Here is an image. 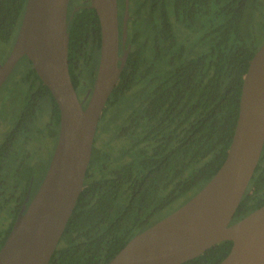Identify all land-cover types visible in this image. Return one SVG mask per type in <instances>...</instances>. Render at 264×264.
Returning a JSON list of instances; mask_svg holds the SVG:
<instances>
[{"label": "trees", "instance_id": "obj_1", "mask_svg": "<svg viewBox=\"0 0 264 264\" xmlns=\"http://www.w3.org/2000/svg\"><path fill=\"white\" fill-rule=\"evenodd\" d=\"M25 4L0 0V43L13 44ZM134 6L127 40L132 49L101 116L105 124L108 106L120 113L126 145L109 152L94 138L83 188L48 264H106L135 233L197 192L222 164L232 139L243 75L264 40L256 27H264V0H135ZM67 24L69 72L77 88L86 72L76 64L98 63L100 25L89 5L74 10ZM179 26L191 31L186 41L178 37ZM140 33L153 45L141 47ZM25 69L27 124L42 95L52 103V123L59 124L48 87L32 65ZM89 74L94 80L96 72ZM33 79L41 95L29 94ZM28 172L21 170L22 176ZM262 204L264 144L232 221ZM231 245L222 240L180 264H218Z\"/></svg>", "mask_w": 264, "mask_h": 264}, {"label": "water", "instance_id": "obj_2", "mask_svg": "<svg viewBox=\"0 0 264 264\" xmlns=\"http://www.w3.org/2000/svg\"><path fill=\"white\" fill-rule=\"evenodd\" d=\"M68 1L26 0L11 51L0 62L1 85L26 55L54 97L60 119L44 177L1 245L0 264H48L83 188L98 121L126 58L118 56L117 0H90L100 25V51L84 106L68 68ZM263 144L264 40L243 75L234 132L220 167L185 202L135 233L106 264H180L222 240L232 245L218 264H264V204L232 221Z\"/></svg>", "mask_w": 264, "mask_h": 264}, {"label": "flooded vegetation", "instance_id": "obj_3", "mask_svg": "<svg viewBox=\"0 0 264 264\" xmlns=\"http://www.w3.org/2000/svg\"><path fill=\"white\" fill-rule=\"evenodd\" d=\"M89 4H90V0H69L68 6H67V18L70 17V14L74 10L78 9L80 6L89 5ZM134 5H135V0H127L126 37L123 41L122 40V23H123V18L125 17L126 1L117 0V18H118V32H119L118 56L122 57L124 54H126V58L124 60L122 68L124 67L126 59L129 55V51L132 49L131 42L129 44L127 40L130 34L128 20H129L130 12L135 7ZM139 40H140L141 47H150L153 45L151 38L150 37L148 38L144 34H141V33L139 34L138 41ZM133 45L135 49L140 47V46H137L135 43H133ZM12 46L13 44L11 45V48ZM21 60L26 61V65H27V62H28V65H32L26 55H23L17 61L16 64H18V62ZM97 66H98V63L95 66L94 61H89L85 63V61L81 60L80 62L76 64V69L81 70L83 68L84 69L83 72H96ZM68 68H69V53H68ZM11 73L12 72H10V74ZM26 73L27 72H20L18 73V76L16 75V77H13L14 75L13 73V75L11 74L12 76H10V78H9V75H10L9 74L0 85V108L6 109L7 107H9L8 108L9 112H7V114L2 115L0 111V238L6 234V231L9 228L13 220L11 224V227H12L16 217L22 211L23 206L28 205V203L30 202L31 198L33 197V195L35 194V192L37 191L40 185L39 184L38 186H36V188L32 189V185L35 180V174L33 173L30 165L33 162V159L35 158V155L41 146L40 143L37 142V140L34 138L36 137V135L39 136L38 134L40 133L47 132L53 139L52 146L55 149L56 142L58 139V133H59L60 119H59V124L52 123V119H53L52 103L50 102L49 97L46 96L47 99H44L45 98L44 95H42V97L39 96L36 99V102L39 101L40 105L34 109L32 119L27 124L28 118H26V116H27L28 107H27L26 101L28 98V90L30 88V82L25 78ZM39 79L41 80L40 77ZM90 79H92V77H90ZM37 81L38 79L36 80L33 79V82H31L32 91L29 92L30 95H33V94L41 95V88ZM9 83L11 84V86L9 85L8 87L12 88L10 92L11 94L9 95L6 94L3 96L2 94L6 90V86ZM86 84L84 80L80 79V81L78 82L77 88L74 86L76 89L77 95L84 106L87 103V99L89 95L87 92L90 89L88 88V90H86L87 89ZM84 89L85 91H83ZM78 92L80 94H78ZM17 99H19L20 101L19 105L15 104ZM43 101L46 102L48 105L46 109H44L41 105ZM104 107H106V105ZM110 108L111 106H108L107 111ZM115 111L116 109H114L113 107L112 114H114ZM103 112H104V108H103L102 114ZM44 115L46 117V120H44V123L40 125L39 124L40 119ZM12 121L13 123H11ZM33 122H36V123L33 124ZM121 123H122V119H121V122L117 124V127L114 130V133L116 134L117 137H121V140L123 141V145H126V142L123 139V136L119 134L121 132L119 129V125ZM99 130H101V128ZM97 135H98V132H97ZM100 149L110 150L109 152H114L113 147L108 148V149L102 147ZM23 168H29L30 172L22 176L21 170ZM44 174H45V171H44ZM27 175L29 177L28 184H27V178H28ZM16 180H22V183L16 186ZM7 212L10 213L8 217L6 215Z\"/></svg>", "mask_w": 264, "mask_h": 264}, {"label": "rangeland", "instance_id": "obj_4", "mask_svg": "<svg viewBox=\"0 0 264 264\" xmlns=\"http://www.w3.org/2000/svg\"><path fill=\"white\" fill-rule=\"evenodd\" d=\"M259 13V12H258ZM260 14V13H259ZM260 16L262 17V13L260 14ZM260 19V17H259ZM256 27L259 29L258 30V39L262 40L263 36H264V27H262L260 25V23L256 24ZM191 34V31L189 29H185L182 28L181 26H179L178 29V37L180 39H182L183 41H186L187 38H189ZM193 38L189 39V41H191ZM262 42V41H261ZM189 45H193V42H188ZM11 50V44H8L7 42H3L1 41L0 43V62H3L6 57L8 56V54L10 53ZM28 66V62L26 65V61L21 60L18 62V64L15 65V67L13 68V70L11 71L13 77H16V75L18 76V73L23 72V70H25V68ZM9 75L10 76L12 75ZM91 75L89 74V72H86L82 75L79 76V81L80 79L85 81V84L87 85V89L92 87V82H94L92 79H90ZM9 81V80H8ZM11 86V84H7L6 86V90L4 91V93L2 94L3 96L6 94H11V89L8 86ZM84 85V84H83ZM82 85V86H83ZM82 91V89H81ZM85 91V89L83 90ZM78 94H80L78 92ZM20 101L19 99H17V101L15 102L16 105H19ZM42 107L44 109L47 108V103L43 101V103L41 104ZM124 105V104H123ZM9 107H7L6 109H2L0 108L1 114H7V112H9ZM113 107L111 106V108L106 112V116L108 117L107 122H105V124L103 123V119L102 117H100L99 121H98V125H97V130L95 132V145L98 148H111L113 147V151L114 153H117L119 148H121L123 146V141L121 140V137H117L116 134L114 133V130L117 127V124L119 122H121L122 116H120L117 111L114 112V114H112ZM112 114V115H111ZM111 116V117H110ZM44 120H46L45 115L40 119L39 124H43ZM13 123V121L11 122ZM10 123V125H11ZM36 122H33V124H35ZM32 124V126H33ZM101 128V130H99ZM99 130V131H98ZM98 132V135H97ZM39 136L36 135V137L34 139L37 140V142L40 143V148L38 149V152L35 155V158L33 159V162L31 163V168L33 173L35 174V180L33 182L32 185V189L36 188V186H38L44 176V171H46V166L49 164V161L51 159L52 153H53V139L51 138V136L47 133H40L38 134ZM9 161V160H7ZM34 192V191H32ZM7 217L8 215H10V213L7 212Z\"/></svg>", "mask_w": 264, "mask_h": 264}]
</instances>
